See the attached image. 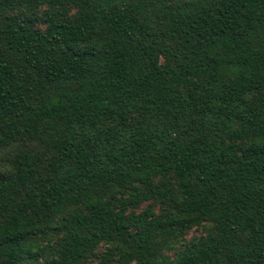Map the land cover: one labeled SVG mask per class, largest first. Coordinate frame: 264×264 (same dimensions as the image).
Masks as SVG:
<instances>
[{
  "label": "trees",
  "instance_id": "obj_1",
  "mask_svg": "<svg viewBox=\"0 0 264 264\" xmlns=\"http://www.w3.org/2000/svg\"><path fill=\"white\" fill-rule=\"evenodd\" d=\"M101 244L264 264V0H0V264Z\"/></svg>",
  "mask_w": 264,
  "mask_h": 264
},
{
  "label": "rangeland",
  "instance_id": "obj_2",
  "mask_svg": "<svg viewBox=\"0 0 264 264\" xmlns=\"http://www.w3.org/2000/svg\"><path fill=\"white\" fill-rule=\"evenodd\" d=\"M45 8L46 7H41L40 10L36 13L40 19L38 20L39 23L37 24V27L40 29L45 28V24H42L43 10H45ZM20 144L22 143H18V145H14L13 148H10L11 153L15 152L16 146H19ZM148 206H149V202L141 204L139 209H137V212H140V210ZM153 209L158 213L161 212V207L157 203H153ZM206 229H207V226H203V225L198 226V227L197 226L192 227L191 229H189L188 231L184 233L182 240L178 244H176V247L172 251L167 252L166 254L172 258L175 255V253L182 251L187 245H190L193 241H197L201 236L205 235ZM104 250H105V246L101 244L95 250L94 254L84 264H98L102 258V254Z\"/></svg>",
  "mask_w": 264,
  "mask_h": 264
}]
</instances>
